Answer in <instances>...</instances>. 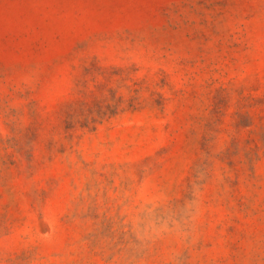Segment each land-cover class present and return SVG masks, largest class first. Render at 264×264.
I'll list each match as a JSON object with an SVG mask.
<instances>
[{"label": "rangeland", "instance_id": "374dc122", "mask_svg": "<svg viewBox=\"0 0 264 264\" xmlns=\"http://www.w3.org/2000/svg\"><path fill=\"white\" fill-rule=\"evenodd\" d=\"M0 264H264V0H0Z\"/></svg>", "mask_w": 264, "mask_h": 264}]
</instances>
